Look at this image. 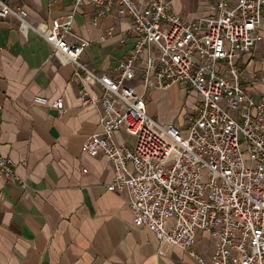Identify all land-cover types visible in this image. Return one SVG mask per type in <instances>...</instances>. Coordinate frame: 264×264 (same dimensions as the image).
<instances>
[{"label": "built area", "instance_id": "obj_1", "mask_svg": "<svg viewBox=\"0 0 264 264\" xmlns=\"http://www.w3.org/2000/svg\"><path fill=\"white\" fill-rule=\"evenodd\" d=\"M71 2L95 6L93 24L116 4L133 35L129 56L108 76L80 62L85 40L66 41L71 12L39 30L60 62L73 67L80 105L100 106L99 131L87 135L81 149L109 161L113 177L106 190L126 189L131 223L190 253L195 264H264V82L254 98L247 87L259 82L261 71L245 70L264 39V0H215L210 14L192 20L176 14L168 0ZM6 16L15 17L20 30L26 26L25 11L0 0V18ZM142 52L137 90L128 82ZM172 84L199 103L184 126L162 124L146 112V92ZM96 85L98 95L90 87ZM33 102L62 109L60 98L48 104L35 95ZM120 129L133 137L131 147L113 142ZM0 177L15 179L13 163L2 155ZM199 232L214 241L209 259L191 250Z\"/></svg>", "mask_w": 264, "mask_h": 264}, {"label": "crops", "instance_id": "obj_2", "mask_svg": "<svg viewBox=\"0 0 264 264\" xmlns=\"http://www.w3.org/2000/svg\"><path fill=\"white\" fill-rule=\"evenodd\" d=\"M6 1L25 11L26 26L20 30L13 16L0 18V155L11 160L15 176L0 177V264H195L190 253L158 243L144 225L131 223L126 189L106 190L113 177L109 161L81 149L85 137L99 131L100 106L80 105L73 67L61 63L39 35L52 19L71 12L66 41L85 40L80 62L113 76L132 49L129 18L116 4L93 24L96 8L87 2ZM168 1L185 20L210 14L215 3ZM144 56L128 82L137 90ZM90 87L95 95L101 91ZM35 95L48 104L60 98L62 109L34 103ZM144 100L146 112L155 115L150 99ZM112 140L127 147L134 142L123 129ZM213 247V239L199 232L191 250L209 259Z\"/></svg>", "mask_w": 264, "mask_h": 264}, {"label": "rangeland", "instance_id": "obj_3", "mask_svg": "<svg viewBox=\"0 0 264 264\" xmlns=\"http://www.w3.org/2000/svg\"><path fill=\"white\" fill-rule=\"evenodd\" d=\"M259 56H264V39L257 44L255 51L250 53V60L245 69L248 74L254 72V70L261 71L260 73H255L256 78H258L257 81L259 82H256L253 87H247V90L254 98L260 93L262 86L260 82H264V65L259 63ZM184 89L183 86L175 84V87L171 86L165 90H148L145 98L150 99L155 109V115L150 114V108H147V115L157 119L162 124L167 122L173 125L184 126L194 115L192 111L195 107L197 108L199 106L194 93L191 95L185 94ZM179 102H181L180 105H178Z\"/></svg>", "mask_w": 264, "mask_h": 264}]
</instances>
